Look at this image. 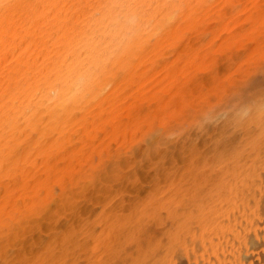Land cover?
I'll return each instance as SVG.
<instances>
[{
	"label": "bare ground",
	"instance_id": "6f19581e",
	"mask_svg": "<svg viewBox=\"0 0 264 264\" xmlns=\"http://www.w3.org/2000/svg\"><path fill=\"white\" fill-rule=\"evenodd\" d=\"M204 5H205V0H7V7L0 8V239L2 237L3 238L7 237L6 238L7 240L9 237L12 236H15L13 238L14 240L17 237H19L20 241L26 239L27 237L26 238L23 237H25L26 233H28L31 230L29 229L27 232L25 226V223L28 222V220L25 219L29 217L30 215L29 213L36 212L35 207L38 208L37 206L41 205L40 207H42V205L44 206V204L54 202V199L51 197V195H53L54 193L53 190L54 188H53V184L52 187L50 185L53 179L55 178V173L58 170V166L53 161L50 160V157H52V155H58L57 153H59L61 149L64 148V145L61 144L59 145L63 147L57 146L58 138H62L63 140H65V144L67 141L68 143H70L75 133L76 132L79 133L78 131L82 130V135L84 132L83 135L84 138L86 140H90V139L92 140L94 138H97L102 131L107 129V127L113 126L115 127L112 128L113 130H115L113 131L114 134L116 132H121L122 130L123 131L125 130L124 134L126 139H128L130 133L135 134L134 130L132 131L131 129L132 127H135L137 130L141 124H143L141 126L144 127V124L149 121L147 120L146 117L148 116L149 119L150 115L147 113H146L147 116H145L146 114L142 115L144 112L141 114L140 110L142 111L143 108L140 105L141 109L138 108L139 109L138 115L136 116L134 113L136 112L137 114V105L135 106L134 105L135 103L130 104L131 102H134V100L132 101L130 100L131 98L133 99H135L136 97L138 98V93L140 91L139 92L136 91L137 89L141 90V92L146 91L144 87H138L137 89L133 87L134 85L135 86L138 85L136 76L140 78L148 77V75L151 73L152 70L148 66L151 62L153 61L155 62V60H160L162 62L167 61L166 63L168 64L169 54L165 52L166 48L169 49L170 47L173 46L180 47V45L182 44L185 45L188 39L190 42L195 41L193 38H197V36L200 35L199 31L195 32L194 36H192L193 38L188 36L187 41L185 39L186 36H184L181 33L177 34L174 37H171V31L174 28L175 29L177 28L175 26V22L178 23L181 22L184 19L187 11L193 12L194 10L203 8ZM129 14L135 18L134 23L132 25L130 26L124 25L118 31L110 30L109 24L114 17L121 15H129ZM195 55H197V52H195ZM217 60L220 61L222 59H218L217 57ZM129 73H131L133 79L128 81H123V79H121L119 81L120 78H123L125 75ZM81 76L84 77V82L82 84L79 83V78ZM129 86H132L131 88H134L133 91L130 90ZM134 90L136 92H134ZM178 91H181L179 92V94H182L181 96L188 97V95L185 94L184 90H178ZM130 92H134V93L130 94ZM53 93H55V95H53ZM235 94H237V91L235 92ZM240 94L242 95V93ZM251 97L252 96L250 95L249 99L255 98L254 96L252 98ZM256 97H258V95ZM258 98H255L254 101L258 100ZM216 99L219 100V97ZM216 99L214 100L215 102L217 101ZM129 100L131 102H129ZM212 100L213 98L206 99L205 101L196 104L194 106V110L191 109L192 113H190V111L188 112L190 115L189 120L191 121L192 124L194 123L192 126L195 127L197 125L196 127H198L200 122L203 121L210 122L211 120H213V118L216 117L222 118L223 116L224 117L226 116L228 119L232 117L234 118V116L231 117L229 116L231 114L233 115V113L237 114L238 117L237 120L242 124V126L241 128L236 126V129L239 128L236 130L234 127L236 124L235 121H233L234 126L232 127L236 131L233 132L234 131L233 129V131H231V133L228 132L229 134L227 135H225L224 133V136L223 134L222 136L220 134L217 136L218 132L220 133L224 129L222 131H218L219 129L221 130V128L216 130L218 132L216 133L215 131L216 136L215 135L214 136L217 138L211 137L212 143L210 145V149L207 147L208 151L205 149V146L203 147L201 145H198L200 146V148H204L206 151L204 150V153H202L201 155L199 156L197 155L193 157V159L194 158L196 159L195 161L197 162L196 165H194L193 168L192 165H190L189 167V164H192L191 163L192 157H190L189 155L190 157L189 160H191V162H188L189 164H187L189 169L188 170L184 169L187 171L178 174L177 179L171 181L170 187L168 186V188H171L172 196H173L172 198L173 200L180 202V204L177 202L176 204H179L183 207L180 209V206L178 205L177 206L179 207L178 209L175 210L173 209L172 215L169 216L171 222L169 221V219L167 221V223L170 222V226L167 225L165 227L166 230L163 229V231L165 230L168 235H173V236L175 235L174 239L175 237L176 239L172 241L173 238L170 237L172 238L170 239L168 237L171 240L170 241L168 240L166 235L167 241L168 242L170 241V244L171 242H173V245L172 244L171 246L166 245L168 243H164V241L166 240L162 241L163 238H160L159 241L160 243L157 242L158 244H156V242L154 243L153 241L154 240L158 241V240L155 239L156 237L154 236V234H153L154 237H151L152 233L151 235L150 233L149 235L146 233L145 234L146 236L148 235L151 238H154L151 241V238L147 236L148 238H146V240H148V244H152V242L156 244V246H153L154 245L153 244L152 247H150V249L148 248V250H150L149 255H151L150 257H152V262L149 263L148 260L150 259H148L147 264H264V103L258 101L261 102L262 104L257 106L256 105L257 102H254L256 103L255 104L256 108L252 110L251 107L253 108L254 106H252V104L251 106H248L251 100H248V102L249 101L250 102L246 104L248 107H246V105L244 104L245 106L244 108V106L240 104L241 109L239 108L240 105L238 106V104H236V101H234L235 105L233 106L230 102L232 107L234 106L236 107L237 105L239 111L238 110L235 111L237 108L234 107L233 110L231 106L228 108L226 106V109L223 110L224 105L223 106L220 105L222 101L220 103L218 102L219 104L216 102L218 106H221L220 108L222 110L220 108L218 109L216 107L217 106L216 103L213 102ZM106 101L108 102L109 105H107ZM124 101L126 103L123 104ZM104 104H106L105 106H107V108L104 106ZM222 104H224V102ZM97 106L99 110H96L97 111L96 112L95 109ZM124 112L125 113L129 112L128 116H130V113H132L130 119H126L128 116L127 117L123 116ZM109 114H112V116L110 115L111 117H109ZM233 118L232 120H234ZM140 119H143L142 123ZM177 119L181 120L182 118L179 117ZM222 120L223 122H225L224 118L221 119V122ZM237 120L236 122L239 123ZM139 121L141 124L139 123ZM170 123L172 124V122ZM240 123L239 125H241ZM182 125L183 124H181V126ZM139 128L141 129V127ZM193 129L196 130L194 132L195 134L197 131L201 130V129L197 130V128H193ZM129 130H131L132 132ZM106 132L109 131H105V133ZM134 134L131 135L130 137H133ZM149 134H148V138L153 133L150 136ZM187 134L191 135L192 133L189 132ZM187 134L186 136L188 138L189 135ZM197 134L195 136H197ZM195 136L193 135L192 137ZM199 136L201 135L198 134V137ZM195 139L196 138H194V141ZM205 139L206 138L204 137V140ZM83 140L82 142H84ZM190 140L191 139H189V141ZM163 141L166 140L164 139L162 140V142ZM194 141L192 143H195L197 140L195 142ZM198 142H196V144L194 145H197ZM189 144H191V142H189ZM149 145L150 144H147L148 147H151ZM179 146L181 148V146H183V143L182 145ZM187 147H190V145ZM196 148L200 149L197 146L195 147V149ZM198 149L195 151L197 152V154L199 153V151L203 152V149L199 151ZM189 150H192V147L188 149V152H190ZM69 151L68 152L62 151V152H66L65 154L67 156L66 157L67 159L73 157L72 154L73 152L70 153ZM147 151L151 152L150 150ZM177 152L178 151H176V153ZM178 153H180V150ZM185 153H186V149H185ZM191 153L193 154L194 151L192 150V152H190L189 154ZM65 154L59 156H65ZM166 154L164 155L163 153V156H168ZM157 155L159 154L157 153ZM194 155H196V153L193 154V156ZM106 158H108V156ZM167 159H165L164 160L165 162L164 161L163 162L166 163ZM113 160L114 158H112V160L110 161L113 162ZM176 161L177 160H175V162ZM153 162L155 161L153 160ZM163 162H161L162 166H163L162 164ZM117 163H121V162L117 161L116 164ZM125 165L129 166L128 164ZM131 165L134 166L135 164H131ZM159 165L158 164L155 165L157 166V169ZM137 166H139V163ZM150 166L151 164L149 165V167ZM182 166L183 165H181V167ZM101 167L102 166L99 167L100 168L99 170H101ZM108 167L111 168L110 165ZM125 168L124 171L128 169V167L126 170ZM107 170L110 171V169ZM73 171L75 174V170ZM73 171L70 169V167L67 166L66 168L64 167L63 170L64 174L70 176L69 183L66 182L64 183L63 179H58V181L61 184L64 183L63 185H61L63 193H60L62 198H64V200L61 198V201L63 200L64 204L65 202H67V200H69L67 196L68 194L66 195V193L70 191L69 190L70 184L72 185L78 182L75 181L74 180L75 178L73 179L72 177ZM41 172H45V177H41L42 175ZM108 172L106 173L108 174ZM118 172L121 173V171ZM128 172H130V170H128ZM137 172L138 170L134 173L135 175L131 172L133 176L130 174L126 175L127 173L124 172L125 177L122 176L124 173L123 174L121 173L122 178L121 176L120 178L121 180L124 178L122 182L124 183L123 185L126 191H128L131 188L132 182L133 184L135 183L134 185H132L134 189L136 183H139V181L137 180L138 179ZM156 172L159 171L156 170ZM156 172L154 173L157 175L158 173ZM101 174L102 172H100L99 175ZM172 174H174V172ZM97 176L96 178H99V176L98 177ZM110 176L112 177V173ZM171 176L170 179H172L173 177ZM90 177H93V175H91ZM101 178L102 180L104 179L103 177ZM117 178L114 177V179ZM89 179L86 181H89ZM108 179L110 178L108 177ZM111 179L113 180V177ZM83 180H85V178H83ZM93 180L94 179L90 181L93 182ZM30 181H34V183L32 182L31 184ZM100 181L99 183H102L105 180L101 182ZM109 181L108 183H110ZM140 181L142 180L140 179ZM81 182L82 181H80V184ZM148 182L150 181L148 180ZM90 183L87 186L89 187L90 185L92 188L91 187L89 188L93 192L94 189L92 185L95 183V181L93 184ZM99 183L94 185L98 186ZM57 184L59 183L57 182ZM141 184L139 183V185ZM81 185H86V184L82 183ZM139 185L137 184L136 186ZM77 186H79V184H77ZM103 187L102 189L99 188V192L103 190ZM110 188L111 187H109V189ZM133 188L132 191H134ZM123 189H122V193H123ZM72 190L75 191L74 189ZM104 191L110 192L108 189L106 190V188ZM95 192H98V188L97 190H95ZM130 192L128 194H130ZM126 194L127 192L124 193V195ZM78 195L79 194H77L76 196ZM73 196H75V194ZM126 196L122 198L125 199ZM187 198H188V202L186 203L185 199ZM75 199L76 197L74 198V200ZM166 200L163 199V201L165 202L170 201V199L169 201ZM156 201L154 203H157ZM124 203L123 202L121 203L122 208L124 207L122 205ZM55 207L54 209H56ZM115 207H118V205L116 204ZM121 207H118L119 210H121ZM137 208L138 207H136V210ZM123 209H125V207ZM44 210L46 209L44 208ZM44 210L42 209V211ZM49 210L50 209H48V211ZM70 211L71 210H69V212ZM49 212L52 213L51 210ZM71 212L69 214H71ZM76 212L77 211H75V213ZM109 212L106 213V215H108ZM113 212L114 211H112V213ZM169 213H171L170 209H169ZM34 214L37 216L38 212ZM165 214H167V212ZM117 215L118 212L115 214V218L121 219V218H117ZM30 216H31L30 218H32V215ZM52 216H50V218ZM112 216L114 215L112 214ZM112 216L110 217L112 218ZM130 216L128 218H131ZM112 219H114V217ZM138 219L139 218H136V220L135 219L134 220L138 221ZM157 219L155 222L156 224L158 223ZM56 220L55 223L58 222V219ZM110 221L112 220L110 219ZM38 222L40 221L38 220ZM163 223H165L164 220ZM64 224H66V222ZM151 224L152 223H149L150 226ZM56 225L57 224H55V226ZM61 225L62 224H60V226ZM128 226H130V224ZM155 226L158 225L154 224L153 227L152 224V227L154 228V229L151 228L152 232L156 231L157 236H158L157 233L160 232L159 234H161V236L164 237L165 235L163 236V234L161 233L163 231L159 230V229L162 230V228L158 229V227H156L157 228L156 229ZM43 227L44 225L42 226V228ZM57 227L59 226L57 225ZM145 227H147V225H145ZM93 228L91 227V229ZM141 228L142 226L140 227V229ZM147 228H149V226ZM36 230L40 231L39 229ZM60 230L61 229H59L58 233H62L64 227L62 232H60ZM55 231L57 232V230ZM66 232L69 233L68 231ZM48 233L46 234L45 232L46 235H48ZM92 233L90 234L92 235ZM38 234L39 233H37V235ZM109 234L110 233L106 234L107 235L106 237H109L108 236ZM30 235L31 234H29V236ZM42 235L39 234V236ZM61 235H63V233ZM66 235L68 236L70 235V233ZM95 235L93 234V236ZM57 236H55V238H57ZM110 236L112 235L110 234ZM20 237L23 239H21ZM34 237L32 238L34 239ZM29 238L27 239L30 240ZM62 238H63L62 241L64 242L65 240H67L66 236L65 237L63 236ZM74 238L75 237H73V239ZM13 239L12 242H14ZM19 239H18V243L20 242ZM54 239L52 240L57 241ZM28 240L26 242H28ZM34 241H36V239ZM70 241H72V237ZM51 242L48 241V243L46 244L52 246L50 245ZM140 242L138 241L139 245H142L143 241L141 240ZM21 243L19 245H21ZM32 243H34L33 245H35L36 242H31V245ZM100 243H96V245L98 246L100 245ZM3 244H5V242H3ZM46 244H44L45 247ZM11 245L12 244H10L9 246L10 247L9 250L13 248V246L11 247ZM1 246H0V255L1 258H3L4 260V263L2 264H13L12 260L14 261V258L16 257L12 258L11 254H9L8 252L9 250L6 249L2 250L3 248H1ZM22 246L19 248H22ZM39 246L41 245L39 244ZM75 246L78 245L75 244ZM142 246L144 247V244ZM2 247H6V246L3 245ZM108 247L110 248L111 246L108 245ZM6 248L8 249V247ZM125 248L126 247L124 246L123 247L118 246L117 255H119L120 257L123 256L125 259L127 257L130 258V260L131 258L133 259V257H129L131 255L130 253L129 255L127 254L129 248L126 249ZM138 248L140 249L142 247L139 246ZM144 248H146V246ZM44 249L46 250V248ZM143 249L142 250L140 249L141 251L139 250L140 253L139 252L138 253L140 255L137 254L136 252V254L139 255V257L138 256L136 257L134 255L137 259L135 258V261L132 262V264H136V262L137 264L145 263L141 255V253L144 254L142 251H144L145 249L144 250ZM70 250L69 253L71 252ZM108 250L109 249H107V251ZM42 251H44L43 248ZM15 252L17 253V251ZM24 252H27V250L25 249ZM69 253H67V255ZM108 253L107 256H110V253L109 255ZM14 254L15 253H13V256H15ZM146 254H144V259ZM29 255L30 254L28 253V256ZM24 257H22V259H24ZM18 258L20 257H17L16 260ZM105 258H103V260ZM109 258H111V256ZM3 260L1 262H3ZM105 262H107V260H105ZM111 262L112 264H114L113 263L114 261ZM31 263L32 262H29L28 264Z\"/></svg>",
	"mask_w": 264,
	"mask_h": 264
},
{
	"label": "rangeland",
	"instance_id": "374dc122",
	"mask_svg": "<svg viewBox=\"0 0 264 264\" xmlns=\"http://www.w3.org/2000/svg\"><path fill=\"white\" fill-rule=\"evenodd\" d=\"M175 26L177 28L176 29L174 28L171 31V37H174L177 34L181 33L184 36H186L185 39L187 41L188 36H190V37L194 36L196 31H199L200 35L197 36V38L192 37L195 40L194 42H192V41L190 42L188 39L187 42H190V43L186 42L185 45L182 44V45H180V47L173 46V47H170L169 49L166 48L165 52H167V54H169L168 55L169 56L168 57L169 58L168 64L166 63L167 61L162 62L160 60H155V62L154 61L151 62L148 66L149 68L152 69L151 73L148 75V77L140 78V77L136 76L138 85L137 86L134 85L133 87L135 89H137L138 87H144V89L146 91L141 92V90L137 89L136 91H138V92L140 91L138 93V98L137 97H136L137 99L135 98L137 101L135 99L131 98L130 100L131 101L134 100V102H131L130 100H129V102H131L130 104L135 103L134 104L135 106L137 105V114H136V112L134 113L136 116L138 115V110L141 109L140 105L143 108V110H145V111L140 110L141 114L144 112L142 115H144L146 113L150 115L149 119H148L147 114L145 115V116H147L146 117L147 120L150 121V122L149 121L147 122L149 126L147 125V123L144 124V127L141 126V125H143V124H141L143 119H140L141 123H140V121H139V123L141 125L139 127H141V129L138 127V130H137L135 127H132L131 129H132V131L134 130L135 134L133 133L134 136L130 137L131 135H133L130 133V136L128 139H126V137H125V134H124L125 130L124 131L122 130L121 132H116L114 134L113 131H115V130H113L112 128H115V127H113V126H109L111 129L109 127H107V129L102 131L97 138L92 139L93 141L91 139H90L91 141L86 140L83 136L84 132L82 135V130H79L78 131L79 133L76 132L72 138V141L70 143H68V141L66 142V144L68 143L67 145L65 144V140H63L62 138H58V140H57L58 145L57 146L63 147L61 145H64V148H62L59 153L56 152L58 155H52V157H50V160L53 161L58 166V170L55 173V178L59 184H57V182L54 178L53 181L51 182V185H50L52 187V184H53V188H54L53 189L54 193H53V195H51V197L54 199V202H52L53 204L52 203L44 204V206L42 205V207H40L41 205L37 206L38 208L35 207L36 212H38L37 216L34 214L36 212H33V213H29L30 215H32V218H30L31 216L29 215V217L27 219H25V220H28V222L25 221L26 222L25 223L26 231L28 232L29 229H31V230L28 233H26V236L23 238H26V237L29 238L30 237L29 239L31 240V238L34 237L35 233H36L35 237L36 236H38V237H36V238L34 237V239L32 238L31 241L26 238L23 240L25 242L20 241L19 237L15 238V240H14L13 238L15 236L9 237V238H12L14 242H12V239H9V238L6 240L7 237H5V238L2 237L0 239V241H1L0 246L4 245V246L8 247V249H7L6 247L1 246V248H3L2 250H4V249L9 250V248H10L9 246H10V244H12L11 247L13 246V248H11L12 250L10 249L11 251L10 250L8 251L9 254H11L12 258H14V257H16V258L20 257L21 258V259L18 258L17 260H16V258H14L15 263L12 260L13 264H19V263L22 264V261H23V264L24 263L28 264L29 262H32L31 264H46V263L47 264H64V263L65 264H72V263L73 264L74 263L75 264H97V263L98 264H104V263L105 264H108V263L112 264L111 261H114L113 262L114 264L115 263L116 264H132V262L135 261V258L137 256L139 257L140 251L145 246L147 249L144 248L145 250L143 249L144 251H142L144 254H146V251H147V254L145 255V259H144V254L141 253V255H142V259L145 261L144 264H147L148 259H150V260H148L149 263L152 262V257H150L151 255H149L150 250H148V248L150 249V247H152V245L155 242H156V244H158L157 242L160 241V238H163L162 241L166 240V241H164V243H168L166 245H168V246L169 245L171 246V244L173 245V242H171V244H170V241H171L170 239L173 238L172 239V241H173L176 239V237L174 239L175 235L174 236L168 235L165 231L166 230L165 227L167 225L170 226L171 220H170L169 216L172 215L173 209L175 210V209L179 208L177 206L180 204V202L173 200L171 188H168V186L170 187L171 181L177 179L178 174L187 171L189 169L190 165H192V168L194 165H196V163H197V162H195L196 159L195 158L193 159V157H195L197 155L198 156L201 155L202 153H204L205 149L206 150L208 148L210 149V145L212 143L211 137L217 138V137H215L216 136V134H215L216 130L221 128V130L219 129L218 131H222L224 129L220 133L218 131H216V133L218 132L217 136L219 134L221 136L223 134V136H224V133H225V135H227V134H229L228 132L231 133V131H233V129H234L232 127V126H234L233 121H235V124H236L234 126L235 129H236V126L239 128H241V126H242V124L237 120V118H238L237 114L233 113V115L231 114L229 116L230 117L234 116V118L232 117L234 120H232V118L228 119L226 116H225L226 118L223 116L222 118H224L225 122H223V120L221 122L222 118L216 117V118H213V120H211L210 122H205V121L200 122L199 126L201 128L199 126L196 127L197 125L194 127V126H192L194 123L192 124L191 121L189 120L190 115L188 112L190 111V113H192L191 109L194 110V106L196 104H198L202 101H205L206 99H210V98H213L212 101L215 102L214 100L218 97H219V100L216 99L217 103L218 102L220 103L221 101H222V103L224 102V104H222V103L220 104L221 106L224 105L223 110L226 109V106L228 108L231 106V104H232V106L235 105L234 101H236V104H238V106L240 104L244 106V104L246 105L247 103L250 102V101L248 102V100H251V102L249 103L248 106H251V104H252V106H254L253 108L251 107L252 110H254V108H256V106H255L256 103H254V102H257V104H256L257 106L264 103V0H205V5L203 8L198 9V10H194L193 12L187 11L184 19L179 23L175 22ZM195 52H197V55H195ZM217 57H218V59H222V60L218 61ZM157 59H159V58H157ZM121 79H123V81H128V80H131L133 78H132L131 73H129V74L125 75L123 78H120L119 81ZM131 87L132 86H129L130 90L133 91L134 88H131ZM178 90H184L185 94L188 95V97L181 96L182 94H179V92H181V91H178ZM235 90L237 91V94H235V92H236ZM136 91L134 90V92H136ZM134 92H130V94L134 93ZM186 92H188V93H186ZM240 93H242V95ZM128 94H129V92H128ZM250 95L252 97L254 96L255 98H258V97L259 98H258V100L254 101L255 98L249 99ZM257 95H258V97H256ZM261 98L263 101L261 100ZM258 101H261L262 103L258 102ZM230 102H231V104H230ZM232 102H234V103H232ZM124 103H126V102L124 101L123 104ZM217 103H216V105H217ZM138 104H139V107H138ZM105 105L106 104H104V106ZM107 105H109L108 102H107ZM241 105L239 106L240 109H241ZM221 106L217 105L216 107L219 109ZM232 106H231V108L234 110L235 106L234 107H232ZM248 106L246 105V107H248ZM99 107H100V105H99ZM105 107L107 108V106H105ZM105 107H103V108H105ZM97 108H98V106L96 107L95 111L99 110V108L98 109ZM235 108H237V105ZM244 108H245V106H244ZM237 110H238V108L235 111H237ZM128 113L129 112H126V113L124 112L125 115L123 114V116L127 117L129 115ZM179 114H180V116H179ZM110 115L112 116V114H109V117H111ZM131 115H132V113H130V116ZM130 116H128L126 119H130ZM107 117H108V115H107ZM179 117L182 119L178 120L177 118H179ZM185 120H186V122L188 120L189 123L188 122L186 123ZM236 120L241 125H239V123H237ZM170 122H172V124L173 123L174 124L172 125ZM149 123H151V124H149ZM190 123H191V125H190ZM165 124L169 127H167ZM181 124H183V125L181 126ZM180 127H182V128H180ZM193 128H197V130L201 129L200 130L201 132L200 131L196 132V134L198 133L201 136L198 137V134H197V136H195L196 134L194 132L196 130H194ZM239 128H237V129H239ZM235 129L233 132H235L237 130V129L236 130ZM105 131H109V132L105 133ZM129 131H131V130H129ZM203 131H204V133H203ZM189 132H191L192 133L191 135L192 136L194 135L195 137H192L191 135L187 134ZM149 133H151V134L153 133L154 135L153 134L151 135ZM148 134H149V136L151 135L149 138H148ZM186 134L190 136V137L188 136V138L191 139L190 141L187 138ZM57 136H55V137H57ZM106 136H107V138H106ZM152 136L155 138H153ZM184 136L186 137V139ZM221 136H219V137H221ZM81 137H83L84 140ZM204 137L206 138L205 140H204ZM100 138H101V140H100ZM167 138L170 140H168ZM194 138H196L195 139V141L197 140L196 142L199 141L202 144L198 142L199 144L197 143V145H194V144H196V142L194 141ZM161 139L162 140L165 139L166 141L162 142ZM200 139H201V141H200ZM82 140L84 142H82ZM186 140H187V142H186ZM148 141H150V142H148ZM193 141L195 143H192ZM59 142H61V143H59ZM189 142H191L192 146H191V144H189ZM182 143H183V146H181V148H180L179 145H182ZM187 143L190 145V147H187V146H189ZM59 144H61V145H59ZM147 144H150L149 146H151V147H148ZM69 145H70V147H69ZM193 145H194V147H193ZM198 145H201L203 147L205 146V149L200 148V146H198ZM196 146L199 147L200 149H198V148L195 149ZM183 147H184V149H183ZM186 147L188 149H190L192 147V150L194 151L193 154L196 153V155L193 156L192 153L189 154L190 152H192V150H189L190 152H188V149ZM182 149L184 150V152ZM185 149H186L187 154L185 153ZM197 149H198V151L203 149V152L199 151V153L200 152L201 153L197 154V152H195ZM147 150H150L151 152H148ZM179 150H180V153H178ZM62 151H66V152L69 151L70 153L73 152L72 153L73 157L70 159H67L66 158L67 156L65 154L66 152H62ZM176 151H178V152L176 153ZM106 152H107V154H106ZM157 153L159 155H157ZM163 153H164V155L167 153L166 155H168V156H163ZM62 154H65V156H59ZM145 155H147V156H145ZM189 155H190V157H192L191 158L192 162H191V160H189L190 159ZM85 156H86V159H85ZM107 156H108V158H106ZM130 156L132 157V159ZM162 156L164 159L162 158ZM115 157H117V158H115ZM167 157H168V159L170 158L169 161H168ZM112 158H114L113 162L110 161V160H112ZM151 158H152V160H151ZM138 159L140 162L138 161ZM149 159L151 160V162ZM165 159H167L166 163H164ZM116 160L118 162H121V163L116 164V162H117ZM153 160L156 163L153 162ZM175 160H177V161L175 162ZM101 161H102V163H101ZM160 161L161 162L164 161L162 163L163 166L161 165ZM122 162H123V164H122ZM137 162L139 163V166H137L138 165ZM188 162H191L192 164H189ZM194 162H195V164H194ZM172 163H174V164H172ZM125 164H128L129 166H127ZM131 164H135V165L133 166ZM150 164H151V166H150L151 168L149 167ZM154 164L155 165L160 164L159 166H161V167L158 166V169H157V166H155ZM187 164H189V167L187 166ZM109 165L111 168L108 167ZM140 165L143 168H141ZM181 165H183V166L181 167ZM66 166L70 167V169L72 171L75 170V174H74V171L72 172L73 173L72 177H73V179L75 178L74 180L78 181V182H76L75 184H72V185L70 184V188H69L70 191H68L66 193V195L68 194L67 196H68L69 200H67V202H65V204H64L63 203L64 198H62V196L60 195V193H63L61 185H63L65 182L66 183L70 182V179H69L70 176L68 175L69 176L68 177L67 174H64V172H63L64 167L66 168ZM100 166H102L101 170H99ZM154 166H155V168H154ZM114 167H116V168H114ZM118 167H120V168H118ZM127 167H128V169H127ZM137 167H139V168H137ZM72 168H74V169H72ZM124 168H125V170L126 169L127 170L124 171ZM140 168H141V170H140ZM152 168L156 169L159 172H156V170H154ZM102 169H104V170H102ZM107 169H110V171ZM112 169L113 170L116 169L117 171L116 170L113 171ZM134 169H135V171H134ZM149 169H151V170H149ZM174 169H175V171H174ZM179 169L181 170V172ZM184 169H187V170H184ZM128 170H130V172H128ZM137 170H138V172H137L138 173V175H137L138 179L137 180L139 181L140 184L141 183L142 184L139 185V183H136V185L138 184L139 186L135 185V189H134L132 187V185H134L135 183L133 184V182H132L131 188L128 191H126V189L124 188V185H123L124 183L122 182V180L124 178L121 180L122 176L125 177L124 172L127 173L126 175L130 174L133 176V174ZM153 170H154V172H156L158 174L156 175L153 172ZM171 170L174 172V174H172L173 172ZM99 171L102 172L101 175H99L100 174ZM118 171H121V173L122 174L124 173V174L121 176V173ZM106 172H108V174ZM41 173H42L41 177H45V172H41ZM96 173L97 174L99 173L98 176L101 179V181H103V180H105V181H103L102 183H99L100 179L96 178V176H97ZM103 173H106L107 176H106V174H103ZM111 173H112L113 180L111 179L112 177L110 176ZM113 174L114 175L120 174V175H118L119 176L118 177L116 175L114 176ZM91 175H93L94 178L90 177ZM169 175L173 176V177L171 176L172 179H170ZM84 176H86V177H84ZM120 176H121V178H120ZM101 177H103L104 179L102 180ZM108 177L110 179H108ZM114 177L115 178L118 177L117 178L118 180L114 179ZM83 178H85V180H83ZM58 179H63L64 183L61 184L58 181ZM88 179H89V181H86ZM92 179H94L93 182H91ZM140 179L142 181H140ZM54 180H55V182H54ZM119 180H121V181H119ZM148 180L150 182H148ZM165 180L167 183L165 182ZM80 181H82L81 184L84 183L86 185H81ZM94 181H95V183H94ZM108 181L110 183H108ZM32 182L34 183V181H30L31 184H32ZM90 182L92 184L93 183L94 184L99 183L98 186L94 185V184L92 185L93 189H94V190L92 189L93 192L89 188L91 186L90 185H89V187L87 186ZM115 182H116V185H115ZM77 184H79V186L80 185L81 186L79 187V186H77ZM100 184L102 187L104 185L103 190H102L103 193H102V191H100L101 193L99 192V188L102 189ZM107 185H109V186H107ZM154 185H156V186H154ZM86 186H87V188H86ZM164 186H165V188H164ZM96 187L98 188V192H95V190H97ZM109 187H111V188L109 189ZM82 188L83 189L85 188V189L83 190ZM105 188H106V190L108 189L110 192L104 191ZM132 188L134 189L135 192L132 191ZM138 188H141V189H138ZM72 189H74L75 191H73ZM122 189H123V193H122ZM155 189H157V190H155ZM88 190H90V191H88ZM124 191L127 192V194H126L127 196L124 195V193H125ZM76 192H77V194H79L78 196H76L77 195ZM129 192H130V194H128ZM159 192H161V193H159ZM74 194H75V196H73ZM166 195H167V197H166ZM125 196H126L125 199L122 198ZM160 196H161V198H160ZM75 197L78 201L80 200L79 203L76 199L74 200ZM157 197H159V198H157ZM165 197L167 198V200ZM61 198L63 199L62 201H61ZM72 199H73V201H72ZM155 199L156 200L158 199V200L156 201ZM160 199H162V200H160ZM163 199L166 201H169V199H170V201L165 202V201H163ZM154 200L157 203L158 202L159 203L158 204L154 203L155 202ZM124 201L126 204L124 203ZM185 201L187 203L188 198L185 199ZM58 202H60V203H58ZM122 202L125 204V205L122 204L125 207V209H123L124 207L123 208L121 207ZM176 202L179 204H176ZM136 203H139V204H136ZM60 204H62V205H60ZM116 204L118 205V207H121V210L123 209L122 212H121V210H119L118 207H115ZM64 205L65 206L68 205V206L65 207ZM172 205H174V206H172ZM59 206H61V207H59ZM179 206H180V209L183 207L181 205H179ZM54 207L56 209H54ZM63 207H64V209H63ZM136 207H138L137 210H136ZM44 208L46 210H44ZM66 208L71 210L72 212L71 211L70 212L74 216L69 214L70 212ZM42 209L45 212L42 211ZM48 209H50L52 213H50L49 212L50 210L48 211ZM57 209H58V211H57ZM169 209H170L171 213H169ZM74 210L77 211L78 214H77V212L75 213ZM54 211H55V213H54ZM109 211H111V212H109ZM112 211H114V212L112 213ZM165 211L167 212V214H165L166 213ZM108 212L111 215H109V214L106 215V213H108ZM117 212H118L117 218H121V219L115 218V214ZM43 213H44L45 217L43 216ZM45 213L47 214V216ZM112 214L114 216H112ZM130 214H131V216H130ZM34 215H35V217H34ZM127 215H128V217L130 216L131 218H128ZM50 216H52V217L50 218ZM110 216H112V218L114 217V219H112ZM125 216L128 218V220ZM54 217H55V220L58 219V222L55 223ZM88 218H89V221H88ZM109 218L112 221H110ZM133 218L135 220H136V218H139V219H138V221H135ZM77 219H79V220H77ZM90 219H92V220H90ZM156 219H157L159 224L155 223ZM160 219H161V221H160ZM168 219L170 222L167 223ZM38 220L40 222H38ZM113 220H115V221H113ZM163 220L165 223H163ZM124 221H127L128 225L130 224V226H128L127 222H124ZM65 222H66V224H64ZM112 222L113 223L115 222V223L113 224ZM149 223H152L153 227H154V224L158 225V226H155V228L156 227H158V229L162 228V230L159 229L160 231H163V229H165L163 231L164 233L161 232L163 234V236L164 235L165 236L162 237L161 234H159L160 232L157 231V232H159V233H157L158 236H161V237H158L156 235V231L152 232V229H154V228L152 227V224L150 226ZM27 224H29V225H27ZM53 224H54V226H55V224H57L59 227H62V228L57 227V225L54 227ZM60 224H62L63 226L62 225L60 226ZM73 224H76V225H73ZM43 225H44V227L42 228ZM71 225L73 226L74 230L72 229ZM139 225H140V227L142 226L141 229H140ZM145 225H147V227L149 226V228L145 227ZM159 225L160 226L162 225L163 227L162 226L160 227ZM63 227H64V230H63ZM69 227H71V228H69ZM91 227L92 228L94 227V228L91 229ZM44 228L48 229V230H45ZM36 229H39L40 231H38ZM59 229H61L60 232H62V230H63V232H62L63 235H61L62 233H58ZM65 229H66V231H68L70 233V235H68V236L66 235L69 233H67L65 231ZM55 230H57V232ZM141 230H143V231H141ZM48 231H49V233H48ZM45 232H46V234L48 233V235H46ZM64 232H65V234H64ZM88 232L92 233V235ZM106 232L110 233L112 236H110V234H109L108 235L109 237H106L107 236L106 234H108ZM37 233H39L41 235L44 234V235L39 236V234L37 235ZM95 233H96V235H95ZM146 233L148 235H149V233H150V235L152 233L151 237L155 236L156 237L155 239L158 241L154 240L153 241L154 243L152 242V244H148V240H146V238H148L150 236L147 235L148 236L147 237L145 235ZM29 234H31V235L29 236ZM73 234H74V236H73ZM93 234L96 237L93 236ZM153 234H154V236H153ZM166 235H167V238L172 237L170 239L168 238V240H170L169 242L167 241ZM55 236H57V238H55ZM63 236L64 237L66 236L67 240H65V242L62 241ZM77 236H78V238H77ZM71 237H72V241H70ZM73 237H75V238L73 239ZM23 238H21V239H23ZM18 239L20 241L19 243H18ZM35 239H36V241H34ZM37 239L38 240L41 239L42 241L41 240L38 241ZM52 239L57 240V241H53ZM111 239H112V241H111ZM152 239H154V238H151V241H152ZM4 240H6L8 243ZM27 240L29 243L26 242ZM80 240H81V243H80ZM141 240L143 241L144 247L142 246L143 244L139 245V243H138V241L140 242ZM2 241L5 242L6 245L3 244ZM10 241H11V243H10ZM48 241H50V242L52 241L50 243V245H52V246H49L48 244H46V243H48ZM31 242H36L35 245H33L34 243H32V245L34 247L31 245ZM41 242H43V243H41ZM20 243H21V245H19ZM96 243H100V245L97 246ZM36 244H37V246H36ZM39 244L41 246H39ZM44 244H46V247ZM75 244L78 246H75ZM156 244H154L153 246H156ZM108 245L111 247L109 248ZM115 245H116V247H115ZM21 246H22V248H19ZM29 246H31V247H29ZM48 246L51 248H49ZM118 246L119 247L124 246L126 248H129L128 251L126 250L127 254L129 255V253H130L131 255L129 257H133L134 260L132 258L130 260V258H128V257L125 259L123 256L120 257L119 255H117ZM129 246H131V247H129ZM139 246L142 247V248H140L141 250L138 248ZM24 248L30 254L29 256H28L27 252H24V250H25ZM42 248L44 251H42ZM44 248H46V250ZM130 248L132 250L134 248V250L132 251ZM107 249H109V250L107 251ZM69 250L71 251L70 253H69ZM105 250H106V252H105ZM15 251H17V253ZM58 251H61V252H58ZM64 252H66V253H64ZM108 252L110 253L111 258H109L110 256H107ZM136 252L139 255H137ZM13 253H15L14 254L15 256H13ZM67 253H69V254L67 255ZM109 253H108V255H109ZM101 254H102V256H101ZM16 255H18V256H16ZM21 256L22 257L27 256L30 258V260L27 257H26V259H25V257H24V259H22ZM35 256H38V257H35ZM103 256H105L106 258ZM103 258H105V259L103 260ZM109 259H110V261H109ZM2 260H3V258H1V255H0V264L4 263V260H3V262H1ZM100 260L103 262H101ZM105 260H107V262H105ZM136 264H137V262H136Z\"/></svg>",
	"mask_w": 264,
	"mask_h": 264
},
{
	"label": "clouds",
	"instance_id": "9594fccd",
	"mask_svg": "<svg viewBox=\"0 0 264 264\" xmlns=\"http://www.w3.org/2000/svg\"><path fill=\"white\" fill-rule=\"evenodd\" d=\"M7 7V0H0V8ZM134 17L132 15H121L116 16L109 24V28L111 31H118L124 25H132L134 23ZM84 82V77L81 76L79 78V83L82 84ZM55 95V93H53Z\"/></svg>",
	"mask_w": 264,
	"mask_h": 264
}]
</instances>
